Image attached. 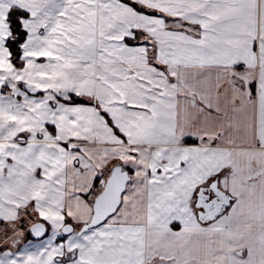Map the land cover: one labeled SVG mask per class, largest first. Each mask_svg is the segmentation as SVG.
I'll use <instances>...</instances> for the list:
<instances>
[{"label": "snow or ice", "instance_id": "1", "mask_svg": "<svg viewBox=\"0 0 264 264\" xmlns=\"http://www.w3.org/2000/svg\"><path fill=\"white\" fill-rule=\"evenodd\" d=\"M0 264H264V0H0Z\"/></svg>", "mask_w": 264, "mask_h": 264}]
</instances>
